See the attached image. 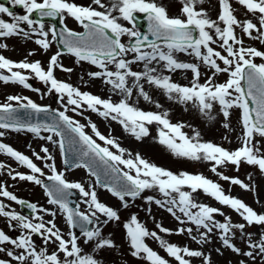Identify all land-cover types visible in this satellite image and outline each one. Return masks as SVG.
Returning <instances> with one entry per match:
<instances>
[{
    "label": "snow or ice",
    "instance_id": "snow-or-ice-1",
    "mask_svg": "<svg viewBox=\"0 0 264 264\" xmlns=\"http://www.w3.org/2000/svg\"><path fill=\"white\" fill-rule=\"evenodd\" d=\"M11 2L21 6L26 14L15 15L0 4V14L11 17V21L0 18V39L23 37L32 40L35 37L33 42L44 51L58 41L77 63L87 62L97 69L87 73L90 78L102 79L121 98L118 101L111 97L102 98L58 80L54 75L56 69L69 73L73 71L60 62V57L65 54L60 50L49 58L46 69L39 60L30 62L26 57L21 61H13L0 54V82L19 84L39 92L28 82L34 77L48 86V93L57 95V102L63 109L53 110L38 105L28 97L9 95L6 102L0 103V139L7 130L28 132L39 140L57 146L62 157L66 155V145L71 146L78 153V162L72 167L84 168L96 179V184L86 189L80 182H69L64 172L57 170L48 147L41 146L39 153L32 151L35 160L44 162L41 168L28 155L0 142V154L25 167L29 173L17 172L3 162H0V171L7 170L12 180L19 179L40 186L48 197L47 203L56 206L63 214L69 229L65 236L55 223L56 211L26 203L9 191L5 184H0V197L25 205L33 213L31 218L25 217L0 201V217L7 218L10 229H20L15 238L0 229V254L7 257L0 258V264H103L96 254L100 250L116 247L110 234L103 235V226L119 221L120 216L117 209L98 199L96 186L118 198L125 209L129 207L128 198H140L146 190L158 191L163 199L145 196V204L154 203L181 225L195 226L196 231L193 234V227H181L173 233V230L157 222L155 227L159 233H187L197 245L212 243L211 237L215 234L221 248L248 258L252 264H256L257 260L264 264V213H258L241 198L226 194L221 184L203 174L185 171L174 173L149 162L139 153L133 156L121 147L116 138L102 134L90 120L87 127L94 135H89L85 131L86 125L67 114L69 111L80 116L84 111L96 113L119 124L124 132L137 141L148 137L149 126L155 124L158 126L156 142L173 156L207 162L211 165L210 171L220 180L239 186L244 191L257 192L251 173L247 176L249 183H245L218 169L233 165L239 171L243 162L254 166L264 176V63L254 62L256 57L264 59V52L245 47L244 41L236 33L239 28L244 36L264 43V0H236L246 10V14L256 18V23L252 19H238L230 0H218L215 19L202 7L205 0H178L179 14L174 16H170L167 7L157 3V0H109L108 4L103 0H90L87 5L77 4L74 0ZM33 14L40 19H32ZM137 14H142L141 18L146 20V32L138 25ZM45 17L58 19L60 30L57 31L56 25L45 30V24L41 22ZM67 18H72L83 31L68 28ZM121 21L127 22L130 27ZM22 24H26L27 29ZM122 37H127L128 43L122 42ZM213 45L220 50H216ZM7 47L6 43L0 42V49L6 50ZM177 53L194 57L196 62L180 61ZM27 55L33 56L35 52L29 51ZM134 64H142L143 69L133 70ZM201 66L212 73L205 77L203 83L200 82ZM160 69L167 73L178 70L190 72L191 80L189 84L182 85L174 82L171 75L162 74ZM217 74H226V80L215 82ZM145 83L160 90L169 101L191 104L209 122L216 120L213 111L218 105L223 116L221 126L229 131L232 130L231 111L238 109L241 128L239 147L229 150L211 141H203L200 132L194 128L193 134L188 135L183 129L191 125L173 123L168 118L167 110L146 111L137 107L132 102L134 95L150 104L154 103L157 109L162 108L145 91ZM20 108L30 109L34 113L54 112V116L50 122H25L15 116ZM97 139L103 142V146ZM223 139L228 140V136ZM64 163L68 165L69 162L65 159ZM43 169H48L51 174L46 175ZM102 175L105 179H102ZM45 180L51 183H45ZM72 190L78 191L84 198L81 202L87 206L85 211L80 210L79 204L69 206ZM197 192H203L219 205L231 209L243 222H233L220 208L197 202L194 198ZM256 202L259 203V199ZM147 211L150 215L151 209ZM39 213L52 219L45 221L44 215ZM217 216L223 217V220H218ZM251 226L261 228L256 238L247 231ZM123 227L131 256L147 264H193L192 258H199L201 264H212L211 253L205 254L203 250L181 247L164 240L157 231H150L141 223L136 214H132ZM74 229H79V235ZM237 233L246 250L237 246ZM34 236L40 237L45 246L55 245V250L49 252L47 247H38ZM81 238L83 245L93 244L91 253L84 251ZM148 239L157 241L171 261L153 250L146 243ZM221 248L215 249L218 255H223ZM238 264L247 262L241 259Z\"/></svg>",
    "mask_w": 264,
    "mask_h": 264
},
{
    "label": "rangeland",
    "instance_id": "rangeland-1",
    "mask_svg": "<svg viewBox=\"0 0 264 264\" xmlns=\"http://www.w3.org/2000/svg\"><path fill=\"white\" fill-rule=\"evenodd\" d=\"M11 4V0H8ZM75 3L80 5H87L90 3V0H74ZM104 3L108 4L109 0H103ZM233 8L235 9V15L238 19H252L254 23L257 22L256 18L251 14H246V10L236 3V0H230ZM157 3H162L167 7L168 13L170 16H174L179 14V2L178 0H157ZM202 7L208 11L209 15L212 19H215L218 14V0H205V3ZM15 15H24L26 14L24 9L20 6L12 11ZM0 18L5 19L6 21H11V17L7 14H0ZM45 24V30L48 27L52 26V19L41 21ZM121 23L125 24V26H129L127 22L121 21ZM66 24L68 28L74 31H81V26L76 23L72 18L66 19ZM22 27L27 29L26 24H22ZM236 33L239 38L244 41L245 47H254L257 50L264 52V43H261L259 40L249 39L247 36H244L241 33L239 28L236 29ZM35 37L32 40H26L23 37H10L7 39H0V42L6 43L8 45L7 49H0V54L4 55L6 58H9L13 61H21L26 57L28 61H36L39 60L42 63V66L46 69L49 58L56 53L58 50L56 42L52 44V46L44 51L38 45H36L34 41ZM122 42L128 43L127 37H122ZM216 50H220L216 45ZM33 51L35 55L28 56V52ZM65 54L60 57V62L64 65L65 68L73 69L72 72H62L59 69H56L54 75L58 80L65 81L71 84L74 87H78L81 91H87L94 95L100 96L102 98H109L108 91H104V82L102 79H92L87 73L89 71H97V69L88 64L87 62L77 63L75 58L71 55ZM222 54H225L222 52ZM177 58L180 61L184 62H196L194 57L186 56L183 53H177ZM254 62L257 64L264 63V59L259 57L254 58ZM219 63V62H218ZM221 66L222 63H221ZM111 67V66H110ZM133 70L140 71L143 69L142 64H134ZM162 74L171 75L174 82L180 83L182 85L189 84L191 80V73L187 71L178 70L174 73L164 72L163 69H160ZM4 74H7L6 72ZM28 74V73H25ZM211 70L206 67L201 66V80L203 83L206 76L211 75ZM83 77V79H81ZM226 74H217L214 78L215 82L222 83L226 80ZM32 88L39 89V92L32 91L30 89H26L19 84L8 83L4 84L0 82V103L6 102V97L9 95H18L25 96L33 100L38 105L47 106L50 109L63 110L61 105L57 102V95L53 93H48V86L42 83L41 81L35 79L34 77L28 81ZM145 91L149 92L152 96L153 101L159 102L162 105L161 109H157L155 104L148 103L144 101L142 98H138L137 96H133L132 102L136 104L137 107L146 110V111H164L167 110L169 113V119L173 123L183 122L186 125H191V127H185L183 130L188 135H192V129H196L201 134V139L203 141H211L213 143L219 144L226 149L234 150L240 145V135L241 128L239 124V110L234 109L231 111L230 116V124L231 131L226 130L221 126V122L223 121V116L219 112L218 105L215 106L213 115L216 116V120L209 122L200 115L197 109H195L191 104L183 105L179 103H175L173 101L167 100V98L162 94V92L158 89H154L152 86L145 83ZM111 97L114 101H118L120 98ZM15 104V102H13ZM51 112H46L45 115H50ZM73 119L79 121L81 124L86 125L85 131L89 135H94L91 132V129L87 127L88 121L95 123L97 125L98 130L106 135H111L116 138L120 143L121 147L125 148L128 152H131L133 156L136 153H139L143 158L148 160L151 163L156 164L159 167L168 169L174 173H179L180 171H185L192 174H203L207 178L213 180L221 184L226 194L241 198L245 203L251 206L258 213H264V176L261 175L259 170L254 166H249L246 163H241L239 171H236L235 166L233 165H225L222 168H219L218 171L223 172L225 175L231 177H238L243 180L245 183H249L247 176L249 173L253 176V181L255 185H257V192L252 191H244L239 186L231 185L226 181L220 180L214 173L210 171L211 165L204 161H190L184 158H178L171 154L169 150H167L164 146L158 144L156 142V132L157 125L153 124L149 126L150 135L141 141H137L134 137L127 133L125 138L120 137L118 131L113 128L107 121L96 113H92L90 111H84L83 115H76L75 113L69 111L67 113ZM87 117V119H85ZM43 135H47L48 133H42ZM228 136V140L223 139L224 136ZM95 138V137H94ZM0 142L6 143L12 146L14 149L22 152L25 155H28L30 158L37 163L38 166L43 168V161L35 160V157L32 156V151L40 152L41 146H46L49 148L51 154L54 157L55 165L58 171H62L65 174V178L69 182H77L80 181L82 183V177L88 178L90 185H95L96 180L93 176L89 175L87 170L84 168H75V167H65L62 162L61 153L59 148L55 145H52L46 141L39 140L33 136V134L28 132H13L11 130H7L5 136L0 139ZM98 143H101L103 146V142L97 139ZM122 142V143H121ZM264 142V141H262ZM29 145L31 147H29ZM115 151V149H112ZM43 155V153H40ZM127 156V153H126ZM0 162H3L10 166L11 169H14L17 172L28 174L29 170L25 167L17 164L11 158L0 154ZM46 175H50V171L48 169H43ZM0 184H5L8 187V190L13 192L19 199H26L30 203H35L38 207L50 209L52 211H56L57 215L55 217V223L57 227L67 235L69 229L67 224L63 218V214L57 210V207L54 205L43 206L42 202L47 201L48 197L44 194V190L34 183L28 181H22L19 179L12 180L7 175V170L0 171ZM86 189L88 186L85 187ZM99 189L102 190L101 195H99ZM98 199L105 203L106 205L117 209L120 220L109 222L108 224L103 226V235L109 236L115 242L116 247L113 249H103L100 250L96 254V258L103 261V264H147L146 261L134 258L130 254L129 244L126 238V232L123 227V224L127 222L132 214H136L138 220L143 223L150 231H157L158 234L166 241L170 243H175L181 247L189 246L193 249H200L205 252V254L211 253L212 264H238L241 259L246 260L247 264H252V262L243 256H237L233 254L230 250L221 248V243L217 238V235H212L211 240L212 243L205 245H197L194 241L190 239L187 233L181 235H167L164 233H159V230L156 229V223H160L163 227L175 230L181 227H193L194 232L196 234L195 226L191 224H183L181 225L178 221L169 214L163 208L158 207L153 204H145L143 197L152 195L157 199H163L161 194L158 191L146 190L141 194L140 198H136L135 200L129 199V207L127 209L123 208L121 202L118 198L113 197L109 192H107L104 188L100 186H96L95 188ZM187 190V189H185ZM76 191V190H74ZM78 194L79 192L76 191ZM80 195V194H79ZM194 198L199 203H204L212 207L220 208L221 211L225 213V215L231 217L233 222L239 223L243 222L238 214H236L231 209L219 205L216 201H214L211 197L206 196L203 192H197L194 194ZM257 199H259V203H257ZM83 197L77 200L78 204H80V210L85 211L87 206L81 202ZM0 201L10 206V210H15L17 213L24 215L25 217L31 218L33 213L24 214L18 204L12 201H8L6 198L0 197ZM82 205L84 208H82ZM151 209V214L149 215L147 209ZM40 215H44L43 213H39ZM179 215V213H177ZM218 220H223V217H216ZM52 219L51 216L44 215V220ZM103 219V217L101 218ZM36 222V221H33ZM0 229L4 230L6 234L15 238L20 233L19 228L10 229L8 227L7 218L0 217ZM75 231V230H73ZM247 231L254 234V238L261 231L259 226H251L248 227ZM76 232V231H75ZM77 233V232H76ZM79 235V233H77ZM34 242L38 247H47L48 251L51 252L55 250V245L49 244L45 246L40 237L34 236ZM81 238V246L84 248L86 253L92 252L93 244L85 246L82 244ZM238 247L245 249L244 243L239 240V233H237V240L235 241ZM146 243L153 248V250L157 251L161 256L169 259L163 249L160 247L159 243L153 239L146 240ZM216 248H221L223 255H218L215 251ZM246 250V249H245ZM0 258H7L4 254H0ZM63 259V257H61ZM193 264H201L199 258H192ZM174 264V262H172ZM256 264H261L259 260H257Z\"/></svg>",
    "mask_w": 264,
    "mask_h": 264
},
{
    "label": "water",
    "instance_id": "water-1",
    "mask_svg": "<svg viewBox=\"0 0 264 264\" xmlns=\"http://www.w3.org/2000/svg\"><path fill=\"white\" fill-rule=\"evenodd\" d=\"M141 15L142 14H137V17H138L137 23H138V25H140L142 27V31L146 32L147 31V22H146V20L141 18ZM34 17L36 19H40L36 14H34ZM45 18H48V17H45ZM48 19H52V18H48ZM52 21L54 22V25H56L57 31H59L61 26H60V22L58 21V19H52ZM59 46L61 49H64L62 45L59 44ZM14 107H16V105ZM15 116L17 119H19L21 121H25V122L44 123V122H50L51 121V119L54 116V112H51L50 115L46 116L45 113H34L30 109L20 108L18 110V112L15 114ZM66 149H67V152H66V155L63 156V162L65 159H67L69 163H68V165H65V163H64V165L70 166V165H73L74 163L78 162L77 161L78 153L74 150V148L66 145ZM102 179H105V177H103V175H102ZM45 183H51V182L46 180ZM72 195H73L72 197H69V206L75 207L76 206V197H78V195H77V193H73V192H72ZM21 206L24 209V211L31 212V210L28 209L25 205H21ZM76 230L79 231V229H76Z\"/></svg>",
    "mask_w": 264,
    "mask_h": 264
},
{
    "label": "bare ground",
    "instance_id": "bare-ground-1",
    "mask_svg": "<svg viewBox=\"0 0 264 264\" xmlns=\"http://www.w3.org/2000/svg\"><path fill=\"white\" fill-rule=\"evenodd\" d=\"M104 91H108V95H107L108 97H116L115 100H116L117 98H120V97H121L119 94H114V93L111 91L110 86H108V85H106V84H104ZM107 122H108L111 126H113V128H115V129L118 131V134H119L120 137H121V136H122V138H125V137H126L127 133L124 132L123 128H122L119 124H117L116 122L111 121V120H108ZM121 143H122V142H121ZM75 182H76V181H75ZM77 182H80V181H77ZM80 183H81V182H80ZM82 184L84 185V187L89 186L90 183H89L88 178H84V177H82ZM101 193H102V190L99 189V195H101ZM83 199H84V198H83ZM81 201H82V200H81ZM42 205H43V206H48L49 204L47 203V201H44V202H42ZM79 205H80V204H79ZM82 208H84L83 205H82Z\"/></svg>",
    "mask_w": 264,
    "mask_h": 264
}]
</instances>
